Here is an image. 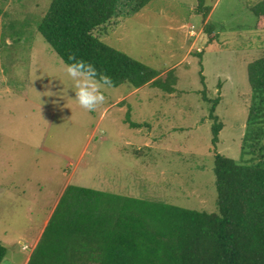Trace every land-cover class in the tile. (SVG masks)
<instances>
[{
	"label": "rangeland",
	"instance_id": "374dc122",
	"mask_svg": "<svg viewBox=\"0 0 264 264\" xmlns=\"http://www.w3.org/2000/svg\"><path fill=\"white\" fill-rule=\"evenodd\" d=\"M259 1L151 0L114 19L103 40L163 79L173 72L174 90L113 86L89 112L75 100L67 64L38 31L51 0H0L1 264H27L69 184L218 210L214 158L241 157L248 64L264 53V29L251 10ZM216 98L225 126L215 145Z\"/></svg>",
	"mask_w": 264,
	"mask_h": 264
},
{
	"label": "trees",
	"instance_id": "16d2710c",
	"mask_svg": "<svg viewBox=\"0 0 264 264\" xmlns=\"http://www.w3.org/2000/svg\"><path fill=\"white\" fill-rule=\"evenodd\" d=\"M150 1L51 0L38 31L66 64L75 53L110 76L113 86L151 83L173 91V72L163 79L157 69L103 40L114 19ZM120 9L126 13L119 15ZM251 10L256 28L264 29V0ZM248 79L252 92L241 157L214 158L216 212L69 184L27 264H264V53L248 64ZM219 101L210 100L215 145L225 126L215 112ZM6 253L0 243V264Z\"/></svg>",
	"mask_w": 264,
	"mask_h": 264
},
{
	"label": "clouds",
	"instance_id": "9594fccd",
	"mask_svg": "<svg viewBox=\"0 0 264 264\" xmlns=\"http://www.w3.org/2000/svg\"><path fill=\"white\" fill-rule=\"evenodd\" d=\"M68 59L72 62L66 65L65 71L72 81L77 104L85 111L98 110L106 103L104 90L113 87L112 78L98 71L91 62L77 58L75 53H70Z\"/></svg>",
	"mask_w": 264,
	"mask_h": 264
}]
</instances>
